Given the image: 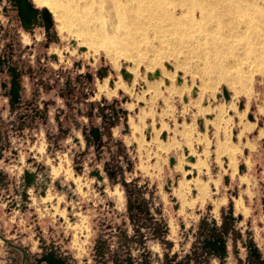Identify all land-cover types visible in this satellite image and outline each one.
Returning <instances> with one entry per match:
<instances>
[{
  "label": "rangeland",
  "instance_id": "1",
  "mask_svg": "<svg viewBox=\"0 0 264 264\" xmlns=\"http://www.w3.org/2000/svg\"><path fill=\"white\" fill-rule=\"evenodd\" d=\"M119 1L128 4V18L135 15L134 11L141 15L145 12L137 0ZM176 1L184 3L169 0ZM30 2L38 10L47 7L36 0ZM2 6H7L5 0H0ZM50 10L49 36L36 23L23 34V42L28 47L39 43L43 63L60 72L61 82L65 75L73 82L66 95L50 87L37 92L39 107L49 119L46 125L38 122L33 131L25 134L15 120L3 123L2 143L7 150L0 156L1 171L17 183L22 168H31L27 160L33 158L48 169V176L53 179L46 201L39 195V188L30 189L28 207L33 211L25 212L7 209L8 198L14 195L16 187L14 183L10 186L8 178L0 183V264H44L41 259L47 253L69 264H84V259L88 264H120L114 253L116 245L123 246L132 264H193L195 250L206 251L209 242L219 239L224 241L227 255H209L197 264H264V73L257 72L251 60H244L237 72L243 92L235 93L238 84L232 78L229 82L213 79L206 88L211 75L201 73L198 67L203 60L196 57L206 49L203 45L195 46L193 40L176 42L175 33L168 27L139 24L140 32L134 34L135 48L113 57L102 48L93 50L82 44L75 32L88 25L75 21L78 17L74 14L67 13L72 17L69 32L58 18L61 13ZM7 19L0 14V26L4 28ZM112 22L116 24L117 18H112ZM114 28L124 31L127 26L116 24ZM78 47L85 51L79 53ZM48 55H56L58 62ZM101 67L110 72L107 78L100 81L95 77L91 86L82 82L81 76ZM123 67L132 75L131 83L122 79ZM155 70L160 71L161 77L147 80V73ZM178 78L181 84H177ZM194 87L197 92L193 98L190 91ZM222 90L228 93V102L223 98L216 100ZM118 110L128 113L129 130L125 134L124 116ZM3 111L12 115L8 105H2L0 113ZM206 115L211 119H206ZM200 117L204 133L198 129ZM54 118L62 121L60 141H53L49 132ZM149 121L152 134L147 140L144 130ZM94 126L101 134L110 135L109 147L114 151V142L122 143L127 152L123 164L129 161L131 169L112 168L114 175H108V159L101 151L104 144L97 149L88 140ZM164 131L165 141L160 138ZM225 144L232 148L231 160L224 155L228 152ZM185 147L189 155L196 157L195 162L203 164L200 169L192 166L198 177L191 181L186 180L187 172L183 170ZM217 149L223 154H218ZM12 150L17 152L14 158ZM171 156L176 160L173 168L169 167ZM241 165L244 170L239 173ZM53 168L60 170L57 176H53ZM95 170L102 180L90 176ZM176 176L178 185L172 188V194L179 207L174 212L163 187ZM55 180L66 185L74 181L77 199L67 201L66 195L54 187ZM191 187L197 191L195 198L191 196ZM47 201L52 203L51 207ZM60 212L63 221L56 218ZM188 219L193 220L191 228ZM181 225L192 229L188 239L183 237ZM254 249L259 259L254 256Z\"/></svg>",
  "mask_w": 264,
  "mask_h": 264
},
{
  "label": "bare ground",
  "instance_id": "2",
  "mask_svg": "<svg viewBox=\"0 0 264 264\" xmlns=\"http://www.w3.org/2000/svg\"><path fill=\"white\" fill-rule=\"evenodd\" d=\"M36 1L46 4L48 12L52 9L61 13L58 18L62 19L63 27L69 32L72 31V17L67 13L74 14L78 17L75 21L88 25V28L75 32L82 44L93 50L102 48L113 57L135 48L137 39L134 34L140 32L139 24L168 27L175 33L176 42L193 40L195 46L203 45L206 49L196 54L197 59L203 60V65L198 67L201 73L211 75L205 83L206 88L213 79L229 82V78H232L238 84L235 93L243 92L245 89L237 72L244 60H251L256 64L257 72L264 73V0H184L183 4L182 1L137 0L146 13L141 15L134 11L133 14L138 15L139 19L135 15L128 18L131 14L128 4L119 0ZM114 17L118 20L116 24L126 25L127 29L121 31L114 28ZM197 37L200 40L197 41ZM217 95H221V91ZM222 98L225 101L224 97L217 100ZM226 144V151L230 150L231 146ZM222 152L217 149L218 154ZM202 165L195 162L191 168L195 166L200 169ZM59 171L52 169L55 175Z\"/></svg>",
  "mask_w": 264,
  "mask_h": 264
},
{
  "label": "flooded vegetation",
  "instance_id": "3",
  "mask_svg": "<svg viewBox=\"0 0 264 264\" xmlns=\"http://www.w3.org/2000/svg\"><path fill=\"white\" fill-rule=\"evenodd\" d=\"M7 2V6L0 7V14L6 16L8 19L6 21V24L4 28L0 26V96L4 97L11 107L12 115L14 117L13 120L16 121V124L21 126L22 128L25 127H31L35 124H39L40 122L42 125H46L48 120L46 117V113L44 110L40 109L36 105L37 101V92H36V85L37 81L34 84V87H32V96L29 100H26L22 96V76L23 74H28L29 77H35L41 80V84L45 87H50L51 89L54 88L58 83L56 79L54 80V84L52 86H49L46 84L45 79H49L50 77V68H48V65H45L42 61V65L39 66L34 71L31 69H28V67L25 64V61L22 60L23 56H26L27 58H34L35 60L40 61L41 57H43V52L40 48V44H36L34 47H31L29 50H26L23 48V34H26L28 31H25L18 19L16 9L11 6L10 2L8 0H5ZM34 49V50H33ZM56 59V55H48V58L50 59ZM11 68L14 70V73L8 69ZM106 67H101L100 69L96 70L94 73H86L84 76H81L82 82L86 85L88 84L91 86L93 83L92 81L97 75H104L106 74L107 70ZM42 75V76H41ZM13 77L16 78V83L18 84V99L16 103H13L11 101L10 97V91H11V81ZM40 77V78H39ZM46 77V78H45ZM51 77H53L51 75ZM65 83L59 84L61 86L60 92H62L64 95L68 94V88L71 86L72 78L69 79V75H65ZM91 107V105H90ZM119 112V110H118ZM69 119V117H67ZM124 124V120L122 125ZM102 127V124H100ZM2 127L3 124L0 122V156L2 155V151L7 150L6 145H4V142L2 143L3 138H5L4 133H2ZM151 127V126H150ZM4 128V127H3ZM92 128L98 127L94 126ZM91 128V129H92ZM124 129V127H123ZM152 129V128H151ZM84 130V129H83ZM81 131L82 134L85 137L84 131ZM100 133V130H99ZM87 138V137H86ZM89 142L91 141L92 144L99 149L100 143H101V133H100V141L98 143H94L92 137L88 136ZM122 145V143H121ZM186 148V147H185ZM187 149V148H186ZM202 150V149H201ZM188 151V150H187ZM97 152V150H96ZM201 152V151H200ZM189 155V153H188ZM191 156V155H190ZM132 164L127 161L125 165V169L128 171L131 169ZM191 168V167H190ZM106 172L110 177L114 175V171L111 170L110 167H105ZM192 169V168H191ZM52 171V170H51ZM68 171V170H67ZM98 171V170H96ZM99 172V171H98ZM53 174V173H52ZM67 174V172H66ZM58 175V174H57ZM53 175V176H57ZM70 175L69 171L68 174ZM198 177V176H197ZM9 179V176L6 173H3L0 169V183L2 181H5V179ZM196 178V177H195ZM193 179V178H192ZM10 180V185H13L12 178ZM188 180V179H186ZM191 181V180H189ZM195 191V196L197 194V191L193 188ZM174 206V204H173ZM179 207L175 206L174 212H177ZM138 210L140 209V206H135ZM159 213V211H158ZM198 213V212H197ZM61 214V213H60ZM192 230V229H191ZM190 230V233H191ZM174 236L173 231L171 230L170 239ZM185 239H188V236H183ZM76 246V245H74ZM208 248L206 251H197L195 250L193 253V256L191 257V261L193 264L202 263L207 259V256L209 255H222L223 257L227 255V248L223 240L219 239L213 242L208 243ZM254 256L256 259H259V254L256 251V249L253 250ZM114 253L116 257L120 260V264H132L131 258L128 255L124 254V248L122 245H116L114 249ZM162 255V254H161ZM45 260L44 264H69L67 261L63 258L57 257L53 253H47L45 254ZM163 257V255H162ZM239 257V256H238ZM242 261V259L240 258ZM88 264V263H87ZM256 264H263V262H256Z\"/></svg>",
  "mask_w": 264,
  "mask_h": 264
},
{
  "label": "built area",
  "instance_id": "4",
  "mask_svg": "<svg viewBox=\"0 0 264 264\" xmlns=\"http://www.w3.org/2000/svg\"><path fill=\"white\" fill-rule=\"evenodd\" d=\"M75 47L76 46H72V48H75ZM78 48H80V47H78ZM77 51L79 53L84 52V51H79L78 49H77ZM50 59L53 62H55V63L58 62V59L57 58L56 59H52L50 57ZM22 60L25 61V64L28 67V69H31L32 71H34V69H36L38 67L37 65H39V66L42 65V62L41 61H38L37 62V60H35L33 57L32 58H27L26 56H23ZM122 69H124L127 73H129L126 70L125 67L121 68V70ZM106 70H107L106 71L107 72L106 74H104V75H97L96 76L100 81H102V80H104L105 78L108 77V74L110 72L108 71V69H106ZM121 70H120V75H121L122 79L124 81H126L127 83H131V81H132V75L129 73L131 77H130L129 80H126V79L123 78V76L121 74ZM154 72L147 73V75H146L147 80L158 79V78L161 77V73H160V76L158 78L149 79L148 78V74H153ZM69 79H71L70 76H69ZM37 80H38V78H36V76L35 77H32V76L29 77L27 73L26 74H23V76H22V96H23L24 99H26V100H29L30 99V97L32 96V86L35 84V82ZM65 81H66V79H65ZM65 81L62 82V83H59V84H64ZM94 81H95V78L92 81V83H94ZM165 81H167V83H165L167 85L168 84V80L165 79L164 82ZM179 81H180V83H178ZM45 82L49 86H52L54 84V79H51V78L45 79ZM112 83H113V81H110V85H112ZM59 84H57L54 87L55 91H60L61 86ZM177 84H181L180 78H178ZM193 89L196 90V88L194 87V88L191 89V91H190L191 96H192V90ZM196 92H197V90H196ZM195 96H196V94H195ZM185 100H186V97H184V101ZM125 101H127V98H125ZM36 105L39 107V103L37 101H36ZM119 112L124 116V119H123L124 120V124H123L124 130L122 131V133L125 134L129 130V126H128V123H127V121H128V113L126 112V110H119ZM137 112H138V110L135 109L134 110V113L136 114ZM206 119H211V116L206 115ZM147 125H148V127L145 128L146 130H144V135L146 136V139L149 140L150 139V135L152 134V129L150 127V121L148 122ZM197 125H198L199 131L202 132V133H204L205 132V128H204L205 125H204L203 118L200 117V118L197 119ZM80 129H81V127H80ZM234 132H235V130L233 131V133ZM160 138L163 141L166 140V131H164V132L161 133ZM75 143L79 144L78 143V139L76 137H75ZM134 148H135V145H132L131 146V149H134ZM198 150L201 151L200 147H198ZM183 151H184V157H185V159H184V165H183V170H184V172H187L186 173L187 175L185 176V178L188 179V181H189V180H192V178L197 177L196 170L190 168V166L195 163L196 157L194 158V156L188 155V151H187L186 148H184ZM11 155L14 158V156L17 155V152H15V150H12L11 151ZM190 158H192V161H190ZM27 164H29V166L31 165V168L24 166L22 168L21 174H19L17 176V179H16L17 183H14V185H15L16 188L13 189V191H14L13 194L14 195L10 196L8 198L7 203H6V205L8 206V208H7L8 210H11V209L18 210L19 209L21 212L33 211V209H31V208L28 207V202L30 201V189L31 188H34V189L39 188L40 189L39 190V195L42 198L45 197L44 199L46 201V197L48 196V194H47L48 187L50 186V182L52 181L53 178L52 177L50 178L48 176V169L44 165L36 162L35 159H33V158L28 159L27 160ZM175 164H176L175 158L172 157V156L169 157V167L170 168H173V166ZM243 170H244V167L242 165L239 166V173H241ZM189 171H190L191 174L188 173ZM26 175H28V176H30L32 178V182L28 186L25 185V177H26ZM90 176L96 178L98 181L102 180V176L96 170L93 171ZM225 178H226V176L224 177V183H225ZM177 180H178V176L175 177V179H174L173 182L170 181V180H167L165 182L164 187H163L164 188V191L167 193V196H168L170 202L172 204H174V206H172L173 209H175V206H178L177 199L172 194V188L173 187H176L178 185ZM74 183H75L74 181H71L69 183V185H66V184H62L60 182V180H55L53 182V185H54V187L56 188V190L59 193H63V194L66 195L67 201H70V200H76L77 199L76 196H75V194H74V192H73L74 185H75ZM190 191H191V196L195 198V191L193 190V188ZM35 192L37 193L38 191H35ZM47 204H48L49 207L52 206V203H50V202H48ZM58 205H59V203L56 200L55 201V206L57 208H58ZM60 213L59 214H56V215H58V216H56V218H57L58 221H63L62 218L64 216L62 214H60ZM188 222L190 223V226L189 227L191 228V225L194 224L193 223V220L188 219ZM180 228L182 230V234L183 235H185V236H188L189 235L188 233H190V230H191L190 228H188L186 230L185 227H184V225H181ZM83 263L84 264H87L88 262L86 261V259H84L83 260Z\"/></svg>",
  "mask_w": 264,
  "mask_h": 264
},
{
  "label": "water",
  "instance_id": "5",
  "mask_svg": "<svg viewBox=\"0 0 264 264\" xmlns=\"http://www.w3.org/2000/svg\"><path fill=\"white\" fill-rule=\"evenodd\" d=\"M12 7L16 9L17 16L19 19V22L22 26V28L25 31H30L32 29V26L36 23H40L43 27V30L47 36H49L50 29L52 27V17L47 9L43 8L41 10H38L33 6V4L30 2V0H8ZM72 44V43H71ZM76 46L75 44H73ZM72 45V46H73ZM79 51H85L84 48H79ZM11 71L12 74L14 73V70L9 68L8 71ZM121 74L124 79L129 80L130 74L127 73L124 69L121 70ZM160 76V71L156 70L153 74H148V78H158ZM167 83V81H165ZM180 83V81L178 82ZM18 84L16 83V78L13 77L11 81V91H10V97L11 101L13 103L17 102L18 99ZM196 94V90H192V96L194 97ZM220 97H224L225 102H228L229 95L225 90L221 91V95H217V99ZM90 135L94 141V143H98L100 141V133L97 128H92L90 130ZM190 161H192V158H190ZM241 170V169H240ZM32 182V178L28 175L25 177V185L28 186ZM227 183V178H225V184ZM45 256L42 257V261L46 262Z\"/></svg>",
  "mask_w": 264,
  "mask_h": 264
},
{
  "label": "crops",
  "instance_id": "6",
  "mask_svg": "<svg viewBox=\"0 0 264 264\" xmlns=\"http://www.w3.org/2000/svg\"><path fill=\"white\" fill-rule=\"evenodd\" d=\"M32 46H27L24 42H23V48L24 49H26V50H29L30 48H31ZM40 61H44L43 59H42V57H41V59H40ZM45 65H47V64H45ZM51 73H50V78L51 79H56V81H57V83L59 84V83H62L61 82V80H60V77H59V74H60V72H58V73H56V72H54V70H51L50 71ZM51 75L53 76V77H51ZM42 76V75H41ZM40 78V77H39ZM46 78V77H45ZM39 82V83H38ZM72 82H73V79H72ZM37 85H36V92H38V91H40V90H42V89H44V87L45 86H43L42 84H41V80H37ZM72 85V84H71ZM38 96V95H37ZM40 97V96H39ZM86 103V102H85ZM3 104H5V105H8L9 106V104L7 103V101H6V99L4 98V97H2V96H0V108L2 107V105ZM12 114V113H11ZM61 115L63 114V112H61L60 113ZM13 115H9L8 116V114H7V112L6 111H3L2 113H0V122L3 124V123H9L10 121H12L13 119V117H12ZM92 116V115H91ZM46 117H47V120L49 121V119H48V116L46 115ZM54 120H55V123L53 124V122H51V125L49 126V132L51 133V136H52V139H53V141H55V140H57V141H60V140H62V138H63V135L61 134V131L63 130V128H61V120L60 121H58L57 120V118H54ZM12 124L14 125L15 123L14 122H12ZM36 127V124L35 125H33V126H31V127H25V128H21V129H24V131L25 132H23V133H27L28 131H33V128H35ZM20 135H22L21 133H19ZM105 135V136H104ZM108 140H110V135L109 134H104V133H102L101 134V143H100V146H99V149L101 148V146H102V144H104V147H103V149L101 150V151H105V153H103L104 155H105V158L106 159H108L107 161H106V163H105V167H110L111 169L113 168V169H116L117 171H120L121 169H122V167L124 168L125 167V165L123 164V160H122V158L123 157H126L127 155V152H126V149L125 148H123V146L121 145V142L119 141V143H116V142H114V147H115V151H117V152H115L114 150H113V148H110L111 147V145L109 144V141ZM105 142V143H104ZM223 143V142H222ZM110 146V147H109ZM229 147V146H228ZM231 150H232V148H230ZM100 151V152H101ZM229 151L230 150H228V152H227V154H224V155H227L228 156V158L231 160L232 158V155H233V152H232V154H231V152H230V154H229ZM107 152V153H106ZM102 153V152H101ZM116 157H118V161H116ZM233 163V162H232ZM126 164V163H125ZM226 178H227V183L225 184L226 186L228 185V177L226 176ZM9 179H11L10 177H9ZM11 186V185H10ZM233 194V193H232Z\"/></svg>",
  "mask_w": 264,
  "mask_h": 264
}]
</instances>
